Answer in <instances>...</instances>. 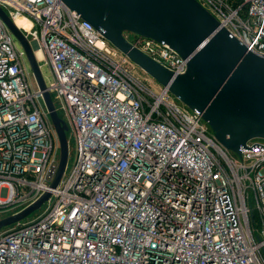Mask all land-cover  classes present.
Wrapping results in <instances>:
<instances>
[{"label":"built area","instance_id":"built-area-1","mask_svg":"<svg viewBox=\"0 0 264 264\" xmlns=\"http://www.w3.org/2000/svg\"><path fill=\"white\" fill-rule=\"evenodd\" d=\"M198 1L264 55V0ZM0 6L30 22L17 26L38 44L40 68H51L45 82L73 154L53 187L59 137L0 18V209L17 205L15 214L50 194L34 217L38 209L0 229V264H264V139L240 156L225 148L199 111L142 81L137 64L61 0ZM123 34L174 75L187 70L168 43Z\"/></svg>","mask_w":264,"mask_h":264},{"label":"water","instance_id":"water-1","mask_svg":"<svg viewBox=\"0 0 264 264\" xmlns=\"http://www.w3.org/2000/svg\"><path fill=\"white\" fill-rule=\"evenodd\" d=\"M92 24L190 109L199 111L216 139L241 154L254 138L264 139V55L250 50L198 0H61ZM0 18L23 48L57 131L61 155L56 187L68 159V125L56 110L47 89L35 47L0 6ZM124 31L168 43L183 58L187 70L174 75L149 56L132 47ZM44 193L25 209L0 219V229L24 219L48 198Z\"/></svg>","mask_w":264,"mask_h":264},{"label":"rangeland","instance_id":"rangeland-1","mask_svg":"<svg viewBox=\"0 0 264 264\" xmlns=\"http://www.w3.org/2000/svg\"><path fill=\"white\" fill-rule=\"evenodd\" d=\"M17 43H18V46L21 47V45L19 44L18 41H17ZM26 60H27V58H26ZM41 71H42V74L45 78V81H47V82L51 81V79L53 78V75H52V71H51L50 66L48 64H46L45 62H43L41 65ZM134 74L137 75L139 78H141V80L144 81L145 83H147L149 85H153L151 80H150V79H153V77L150 76L146 71H144L138 65H137L136 69L134 70ZM30 79H31L33 89H37L38 85H37V82L34 78L32 71L30 73ZM72 161H73V154L69 150V156H68V160H67V164H66V171H68L70 169V167L72 166ZM17 208H19L17 205L1 208L0 209V219L11 215ZM40 211H41L40 209L36 210L33 214H31L30 217H34V215H36ZM6 227L7 226L3 227L2 230L6 229Z\"/></svg>","mask_w":264,"mask_h":264},{"label":"bare ground","instance_id":"bare-ground-1","mask_svg":"<svg viewBox=\"0 0 264 264\" xmlns=\"http://www.w3.org/2000/svg\"><path fill=\"white\" fill-rule=\"evenodd\" d=\"M16 24L21 27V28H28L29 25H30V22L25 19V18H22V17H18L16 20H15ZM33 46L35 47V50H36V54H37V57L40 58L42 56V52L41 50L38 48V44L34 43Z\"/></svg>","mask_w":264,"mask_h":264}]
</instances>
